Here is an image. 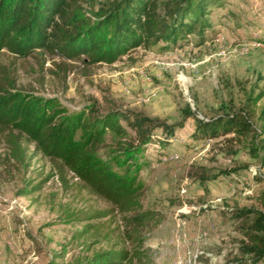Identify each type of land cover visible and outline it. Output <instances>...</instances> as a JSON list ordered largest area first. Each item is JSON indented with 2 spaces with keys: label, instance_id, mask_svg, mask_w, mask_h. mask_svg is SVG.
Masks as SVG:
<instances>
[{
  "label": "rangeland",
  "instance_id": "obj_1",
  "mask_svg": "<svg viewBox=\"0 0 264 264\" xmlns=\"http://www.w3.org/2000/svg\"><path fill=\"white\" fill-rule=\"evenodd\" d=\"M113 1L78 4L92 21ZM152 1L162 14L174 0ZM202 18L200 33L196 25L167 50L144 42L110 64L81 65L41 49L22 59L1 51L0 65L14 73L12 93L55 99L67 114L93 106L173 124L187 106L198 120L239 113L253 131L195 140L191 118L171 137L155 130L139 173L135 213L148 214L139 223L70 173L61 181L32 144L24 142L22 166L12 163L0 137V264H74L135 249L141 260L133 264H249L239 247L244 222L231 210H264V159L248 151L264 133V0H211Z\"/></svg>",
  "mask_w": 264,
  "mask_h": 264
},
{
  "label": "trees",
  "instance_id": "obj_2",
  "mask_svg": "<svg viewBox=\"0 0 264 264\" xmlns=\"http://www.w3.org/2000/svg\"><path fill=\"white\" fill-rule=\"evenodd\" d=\"M208 1L174 0L165 3L159 14L152 0H114L94 13L90 21L78 0H0V53L4 50L22 59L41 49L65 61L94 65L113 63L149 41L163 43L160 49L165 51L192 33L196 25L198 33L203 30ZM14 83L9 66L0 65V137L10 161L22 166L27 153L24 142L32 144L36 153L48 159L61 181L63 171L70 173L89 193L118 212L134 213L132 220L136 223L148 216L135 212L141 208L138 198L143 185L139 173L149 163L144 151L155 130L168 138L191 118V137L195 140L214 138L219 133L245 136L253 131L239 113L198 120L187 106L173 124L117 109L97 112L93 106L67 114L55 99L12 93ZM249 146L250 156L261 162L264 133L256 144L251 139ZM258 152H262L261 158H257ZM260 207H264V192ZM231 211L234 218L244 222L241 255L249 264H264V210ZM134 260H141L136 249L130 253H97L74 264H133Z\"/></svg>",
  "mask_w": 264,
  "mask_h": 264
},
{
  "label": "built area",
  "instance_id": "obj_3",
  "mask_svg": "<svg viewBox=\"0 0 264 264\" xmlns=\"http://www.w3.org/2000/svg\"><path fill=\"white\" fill-rule=\"evenodd\" d=\"M162 161H163V162L166 161V158H162Z\"/></svg>",
  "mask_w": 264,
  "mask_h": 264
}]
</instances>
